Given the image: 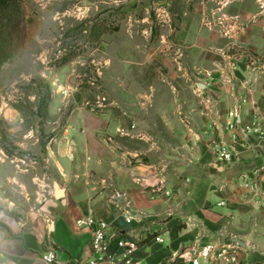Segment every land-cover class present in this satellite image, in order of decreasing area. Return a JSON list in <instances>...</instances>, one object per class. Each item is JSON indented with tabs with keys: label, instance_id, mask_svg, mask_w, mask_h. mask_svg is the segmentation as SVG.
Here are the masks:
<instances>
[{
	"label": "crops",
	"instance_id": "obj_1",
	"mask_svg": "<svg viewBox=\"0 0 264 264\" xmlns=\"http://www.w3.org/2000/svg\"><path fill=\"white\" fill-rule=\"evenodd\" d=\"M161 2L175 35L163 52L135 49L132 68L126 56L104 71L113 104L87 107V93L71 92L61 133L45 146L46 171L36 177L39 206L0 224V264H46L41 255L50 250L54 264H86L91 230L76 224L85 216L107 222L110 234L160 235L162 243L151 240L132 255L143 264H186L182 255L196 241L229 242L242 262L264 264V207L243 185L264 164V141L244 135L230 163L213 150L230 141V110L238 109L241 126L264 122V26L251 23L241 32L245 44L236 42L260 55L256 62L203 27L204 0ZM201 96L213 100L209 114Z\"/></svg>",
	"mask_w": 264,
	"mask_h": 264
},
{
	"label": "rangeland",
	"instance_id": "obj_2",
	"mask_svg": "<svg viewBox=\"0 0 264 264\" xmlns=\"http://www.w3.org/2000/svg\"><path fill=\"white\" fill-rule=\"evenodd\" d=\"M161 1L15 0L0 13V211L10 218L0 224L24 220L39 206L44 188L36 177L46 171L45 146L61 133L71 92L87 93V107L102 97L113 104L104 71L126 56L132 68L135 49L166 50L176 28L163 23ZM203 3L206 30L233 42L230 50L257 55L236 42L245 44L241 32L251 23L264 26V0Z\"/></svg>",
	"mask_w": 264,
	"mask_h": 264
},
{
	"label": "built area",
	"instance_id": "obj_3",
	"mask_svg": "<svg viewBox=\"0 0 264 264\" xmlns=\"http://www.w3.org/2000/svg\"><path fill=\"white\" fill-rule=\"evenodd\" d=\"M256 62L260 61L261 56L251 55ZM106 98H98L94 107H104ZM200 104L203 107L202 113L209 114L215 107L211 98H200ZM238 118V109H232L227 113L225 126L230 130V141L228 143H219L213 146L216 158L223 162H233L237 157V145L243 141V136L253 134L258 140L264 141V122L254 121L250 124L241 126ZM255 179L253 182L246 176L243 185L249 188L251 199L254 205L264 207V164L255 170ZM156 191L153 192V194ZM169 190H164L163 194L169 196ZM133 217L126 213L124 220L131 223ZM79 227L89 228L91 230V239L89 247L92 250L91 256L86 260V264H143L139 260H133L132 255L148 247V242L162 243L163 238L160 235H154L151 239L146 237L136 238L131 233H108V223L96 219L93 216H85L76 221ZM143 242V244H141ZM178 258V253L172 254L171 259ZM183 262L186 264H246L239 260L234 246L228 243H196L189 247L186 255H182ZM41 260L46 264H54L56 254L52 250L41 255Z\"/></svg>",
	"mask_w": 264,
	"mask_h": 264
},
{
	"label": "trees",
	"instance_id": "obj_4",
	"mask_svg": "<svg viewBox=\"0 0 264 264\" xmlns=\"http://www.w3.org/2000/svg\"><path fill=\"white\" fill-rule=\"evenodd\" d=\"M15 0H0V13L5 10L6 8H8ZM44 103L43 106L41 104L38 105L37 109H38V113L40 112V109H45L44 107ZM141 244H143V242H141ZM144 250V249H142Z\"/></svg>",
	"mask_w": 264,
	"mask_h": 264
},
{
	"label": "water",
	"instance_id": "obj_5",
	"mask_svg": "<svg viewBox=\"0 0 264 264\" xmlns=\"http://www.w3.org/2000/svg\"><path fill=\"white\" fill-rule=\"evenodd\" d=\"M54 194H55V196L56 197H59V196H61V189L58 187V185H57V183L54 181ZM234 242H237L238 244H240V245H244V244H242L238 239H236V238H234V240H233Z\"/></svg>",
	"mask_w": 264,
	"mask_h": 264
},
{
	"label": "bare ground",
	"instance_id": "obj_6",
	"mask_svg": "<svg viewBox=\"0 0 264 264\" xmlns=\"http://www.w3.org/2000/svg\"><path fill=\"white\" fill-rule=\"evenodd\" d=\"M0 219H6L7 220L6 216L1 211H0Z\"/></svg>",
	"mask_w": 264,
	"mask_h": 264
}]
</instances>
